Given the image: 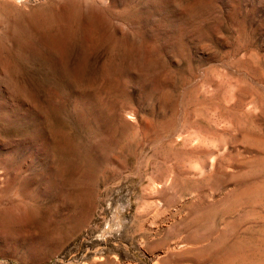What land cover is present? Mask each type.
Listing matches in <instances>:
<instances>
[{
	"label": "rangeland",
	"instance_id": "374dc122",
	"mask_svg": "<svg viewBox=\"0 0 264 264\" xmlns=\"http://www.w3.org/2000/svg\"><path fill=\"white\" fill-rule=\"evenodd\" d=\"M0 264H264V0H0Z\"/></svg>",
	"mask_w": 264,
	"mask_h": 264
}]
</instances>
